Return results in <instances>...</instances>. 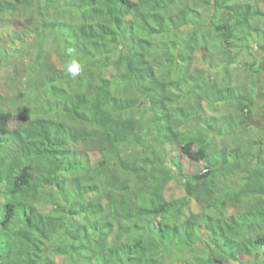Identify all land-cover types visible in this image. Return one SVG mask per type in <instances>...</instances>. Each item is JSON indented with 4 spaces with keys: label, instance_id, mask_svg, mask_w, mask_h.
<instances>
[{
    "label": "trees",
    "instance_id": "trees-1",
    "mask_svg": "<svg viewBox=\"0 0 264 264\" xmlns=\"http://www.w3.org/2000/svg\"><path fill=\"white\" fill-rule=\"evenodd\" d=\"M263 9L0 0V264H264Z\"/></svg>",
    "mask_w": 264,
    "mask_h": 264
},
{
    "label": "rangeland",
    "instance_id": "rangeland-1",
    "mask_svg": "<svg viewBox=\"0 0 264 264\" xmlns=\"http://www.w3.org/2000/svg\"><path fill=\"white\" fill-rule=\"evenodd\" d=\"M262 0H259V2ZM263 5V4H262ZM264 11V9H263ZM214 13V11H213ZM213 13L209 12L207 15L209 18L213 16ZM257 23V22H256ZM12 30L6 29L3 27L0 29V43L5 45V46H17V42H13L10 39H13V35L10 33ZM18 63H12V64H7V63H0V96L4 98H10L12 96V91H13V86L15 83H13V75L17 74L16 77V83L22 88H24L23 80L26 78L27 74V68L26 67H18ZM60 67V66H58ZM261 71H262V77H261V83L260 87L257 89V93L255 95V103L252 105L253 109V119L249 123V126H253L256 129H264V61L261 66ZM238 72V77L234 79V84L238 83H246L248 82V78L246 77V74L242 73V71H237ZM202 169V164L200 163H192V162H185V171L187 173H194L195 171H200ZM178 198L183 197L185 194L182 190L176 191ZM51 206V205H50ZM195 207V206H194ZM50 209V207L48 206Z\"/></svg>",
    "mask_w": 264,
    "mask_h": 264
},
{
    "label": "clouds",
    "instance_id": "clouds-1",
    "mask_svg": "<svg viewBox=\"0 0 264 264\" xmlns=\"http://www.w3.org/2000/svg\"><path fill=\"white\" fill-rule=\"evenodd\" d=\"M67 72L69 74H71L73 77H75L76 75H78L79 73V67L76 64L75 61H71L69 62L68 66H67Z\"/></svg>",
    "mask_w": 264,
    "mask_h": 264
}]
</instances>
